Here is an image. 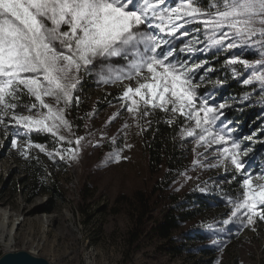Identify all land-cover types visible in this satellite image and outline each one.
I'll use <instances>...</instances> for the list:
<instances>
[{
	"label": "rangeland",
	"instance_id": "374dc122",
	"mask_svg": "<svg viewBox=\"0 0 264 264\" xmlns=\"http://www.w3.org/2000/svg\"><path fill=\"white\" fill-rule=\"evenodd\" d=\"M187 27L199 28L200 32H191L182 38L183 43H191L193 37H199V42L193 46L205 47L203 25L193 23ZM257 51L211 48L206 54H188L180 53L177 47V55L181 59L188 58L189 66L205 62V68L213 70L216 59L227 64L229 58L250 62L261 59ZM211 54H215L213 58ZM229 65L240 85L244 78L264 71L259 66L248 69L240 63ZM212 72L200 69L195 74L204 75L197 92L211 96L217 104L228 105L222 119L231 122L232 138L248 153L242 159L252 166L254 184L264 183L259 178L264 172V90L254 80L252 85H245L251 87L248 94L238 98L219 96L208 88ZM82 75V87L75 93L80 103L66 116L72 129L62 127L57 133L66 140L84 137L75 149V158L60 160L49 155L60 146H69L60 145L51 134L20 136L17 147L12 148L10 140L16 129L9 127L6 132L5 124L14 122L5 117V124H0V201L4 202L0 208L13 218L8 230L15 222L13 232H18L8 251L0 241V256L7 252L31 251L50 264H264V222L257 220L255 230L242 227L239 220L227 226L222 224L231 207L228 198L242 199L240 184L228 179L234 175L230 162L208 167L209 163H217L208 154L211 150L206 153L194 138L182 137L181 128L187 122L177 116L182 123L177 139L182 153L180 166L168 178L163 166L158 172H151L143 143L150 116L133 119L118 99L125 85L135 86V82L102 84L95 73ZM28 99V104L19 102L17 114L46 111L37 108L29 113L23 105L35 101ZM251 108L249 115L246 109ZM125 124L128 127H124ZM114 137L115 144L112 143ZM35 138L43 142H36ZM29 140L43 146L45 152L41 153L35 146L29 148ZM25 149L27 154L21 155ZM117 150L121 157L118 162L115 160ZM3 154L8 157L11 170L1 165ZM29 160H34L39 167L41 184L36 190H31L28 184ZM46 188L48 191L44 192ZM189 193L208 195L210 200L194 220L174 230L170 239L160 238L154 226L164 211L174 206L176 199ZM35 205H41L40 209L29 211ZM196 207L200 206L194 204L193 208ZM18 218L21 220H16ZM31 223L36 229L33 236L29 234ZM22 225L23 232L17 230ZM197 233L204 238L193 239ZM206 249L211 252L206 253Z\"/></svg>",
	"mask_w": 264,
	"mask_h": 264
},
{
	"label": "snow or ice",
	"instance_id": "6c2138e0",
	"mask_svg": "<svg viewBox=\"0 0 264 264\" xmlns=\"http://www.w3.org/2000/svg\"><path fill=\"white\" fill-rule=\"evenodd\" d=\"M200 3L202 0H0V124H5V117L14 122L5 124L6 132L9 127L16 129L11 147H17L20 136L51 134L60 145L69 146H60L49 155L60 160L75 158V149L84 137L66 140L57 133L62 127L72 129L66 116L80 103L75 93L82 87V74L95 73L102 84L134 81L135 86L126 84L119 95L121 107L137 120L157 109L169 114L170 125L177 116L183 117L187 123L181 136L194 138L206 153L211 150L208 154L217 163L208 167L230 162L234 175L228 179L237 181L242 189V199L228 198L231 207L222 224L239 220L242 227L255 230L257 220L264 222V183L254 184L252 166L242 159L248 153L232 138L231 122L222 119L228 105L197 92L204 75L195 74L213 69L205 68V62L189 66L188 58L177 55V47L188 54H206L211 48L258 49L261 59L229 58L228 63L264 69V0H216L208 8ZM193 23L203 25L205 47L193 46L199 37L183 43L182 38L191 32H200L187 27ZM254 80L264 90V71L244 78L242 84L252 85ZM23 96L35 101L23 105L29 113L37 108L46 111L17 114ZM88 131L92 134L90 127ZM33 146L45 152L43 146L29 140L28 147ZM26 154L27 149L21 153ZM120 158L117 150L115 160ZM259 178L264 180V172Z\"/></svg>",
	"mask_w": 264,
	"mask_h": 264
},
{
	"label": "trees",
	"instance_id": "16d2710c",
	"mask_svg": "<svg viewBox=\"0 0 264 264\" xmlns=\"http://www.w3.org/2000/svg\"><path fill=\"white\" fill-rule=\"evenodd\" d=\"M199 2V0H198ZM216 0H202L201 7L208 8L211 3H215ZM215 54H211L210 57H214ZM230 65L226 61L217 60L213 62V72L210 77L209 89L217 95L236 96L248 94L251 87L238 84L239 80L234 77L233 73L229 69ZM254 91V89H253ZM21 102L28 104L29 99L27 96L21 98ZM253 108L246 109L249 115L252 113ZM169 116L160 111H156L150 116L148 129L144 133V148L148 153V167L153 173H156L163 166L166 169V178L172 175V172L179 168L182 158V153L178 146V135L180 132L181 122L178 118L173 124H168L167 119ZM241 118H244L243 116ZM246 118V116H245ZM244 118V119H245ZM245 121V120H243ZM36 142H43L42 139L35 138ZM28 163V164H27ZM27 166L30 169V180L28 181L29 188L36 190L41 182L39 180L38 166L34 160H29ZM163 183V182H162ZM46 188L44 192H47ZM237 191V190H236ZM235 191V192H236ZM210 196L201 195L197 193H189L184 197L175 200L174 206L168 208L162 214L161 219L154 226L157 234L162 239H170L174 230L179 228L183 224H187L194 220L197 216V212L201 211V207H205L208 204ZM194 204H198L200 207L193 208ZM46 211H50L47 209ZM195 240L204 238V235L197 233L192 237ZM206 253H210V249L205 250Z\"/></svg>",
	"mask_w": 264,
	"mask_h": 264
},
{
	"label": "bare ground",
	"instance_id": "6f19581e",
	"mask_svg": "<svg viewBox=\"0 0 264 264\" xmlns=\"http://www.w3.org/2000/svg\"><path fill=\"white\" fill-rule=\"evenodd\" d=\"M2 157L3 158H1V162H2L1 165L4 166L5 168L11 170L8 157L4 154ZM3 204H4V202L0 201V205H3ZM40 207H41V205H35V206L31 207L29 209V211H35L37 209H40ZM12 220H13L12 216L5 213V211L4 212L1 211V208H0V241L7 248V251L10 249L11 245L13 244L15 234H18V232L17 233L13 232L14 226L16 225L15 222L12 224V226L8 230V225ZM16 220H21V219L18 218ZM17 230L23 232L24 231L23 225L21 227H17ZM35 233H36L35 225H34V223H31V226L29 227V234L31 236H33ZM37 248H39V246H37ZM31 253H34V252H31Z\"/></svg>",
	"mask_w": 264,
	"mask_h": 264
},
{
	"label": "water",
	"instance_id": "95a60500",
	"mask_svg": "<svg viewBox=\"0 0 264 264\" xmlns=\"http://www.w3.org/2000/svg\"><path fill=\"white\" fill-rule=\"evenodd\" d=\"M21 262L23 264H50L45 258L34 256L27 251L8 252L0 256V264H21Z\"/></svg>",
	"mask_w": 264,
	"mask_h": 264
}]
</instances>
